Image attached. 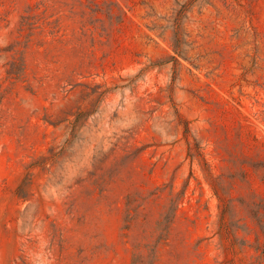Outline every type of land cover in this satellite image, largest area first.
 Listing matches in <instances>:
<instances>
[{
  "label": "rangeland",
  "instance_id": "rangeland-1",
  "mask_svg": "<svg viewBox=\"0 0 264 264\" xmlns=\"http://www.w3.org/2000/svg\"><path fill=\"white\" fill-rule=\"evenodd\" d=\"M0 264H264V0H0Z\"/></svg>",
  "mask_w": 264,
  "mask_h": 264
},
{
  "label": "trees",
  "instance_id": "trees-1",
  "mask_svg": "<svg viewBox=\"0 0 264 264\" xmlns=\"http://www.w3.org/2000/svg\"><path fill=\"white\" fill-rule=\"evenodd\" d=\"M118 148V145H115V147L112 149V151H115ZM130 155H128L129 157Z\"/></svg>",
  "mask_w": 264,
  "mask_h": 264
}]
</instances>
